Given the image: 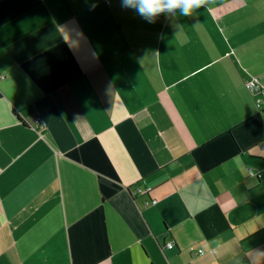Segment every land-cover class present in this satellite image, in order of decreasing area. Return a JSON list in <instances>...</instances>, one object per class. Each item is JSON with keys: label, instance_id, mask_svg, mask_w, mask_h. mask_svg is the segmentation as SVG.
Masks as SVG:
<instances>
[{"label": "crops", "instance_id": "1", "mask_svg": "<svg viewBox=\"0 0 264 264\" xmlns=\"http://www.w3.org/2000/svg\"><path fill=\"white\" fill-rule=\"evenodd\" d=\"M0 264H264V0H0Z\"/></svg>", "mask_w": 264, "mask_h": 264}, {"label": "clouds", "instance_id": "2", "mask_svg": "<svg viewBox=\"0 0 264 264\" xmlns=\"http://www.w3.org/2000/svg\"><path fill=\"white\" fill-rule=\"evenodd\" d=\"M121 6L132 9L148 23H154L160 14L189 16L194 9L204 6L206 0H120Z\"/></svg>", "mask_w": 264, "mask_h": 264}, {"label": "built area", "instance_id": "3", "mask_svg": "<svg viewBox=\"0 0 264 264\" xmlns=\"http://www.w3.org/2000/svg\"><path fill=\"white\" fill-rule=\"evenodd\" d=\"M245 87L253 93H256L257 96L262 94L263 92V85L260 79L256 76H250L248 79L245 80ZM257 101L260 102V97L257 98ZM147 191V190H145ZM152 203H156V200H152ZM166 246L168 248H172L174 243L172 241L167 242ZM199 253H203L202 250H199Z\"/></svg>", "mask_w": 264, "mask_h": 264}]
</instances>
